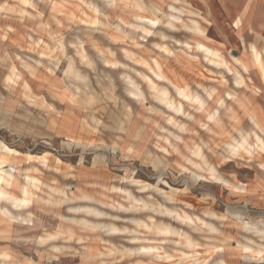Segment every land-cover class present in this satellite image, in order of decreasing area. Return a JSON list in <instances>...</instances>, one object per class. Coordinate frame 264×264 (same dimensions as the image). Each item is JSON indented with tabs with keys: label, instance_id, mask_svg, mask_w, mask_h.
Returning <instances> with one entry per match:
<instances>
[{
	"label": "rangeland",
	"instance_id": "rangeland-1",
	"mask_svg": "<svg viewBox=\"0 0 264 264\" xmlns=\"http://www.w3.org/2000/svg\"><path fill=\"white\" fill-rule=\"evenodd\" d=\"M257 1L227 0L219 4L215 0H209L208 4H204L205 9L199 10L198 3L188 9L211 21V25L203 22L208 37L205 41L208 45L219 49L230 60L231 53L240 55L243 50L241 37L246 44L251 42L258 49H264V32L257 24L260 15L259 13L254 14ZM1 5H4L6 9L0 12V140L20 152L35 154L31 156V161H37L43 165L49 161L50 163L46 166L47 169H50L49 173H46L47 178L55 176L53 170L57 172L55 181L57 185L37 188L38 179L36 177L43 175L37 169L30 170L32 176L35 177H31L34 185L28 191L33 197L41 195L48 199L53 196L57 200V210L54 211L57 217L36 218L29 232H25L26 228H24V232L22 230L15 234L17 238L14 242L15 264L17 262V264H28V261L32 260L35 264H202L203 262L184 260L179 254L171 253L169 248L172 240L168 237L169 235L163 236L154 229L145 228V226L163 225L164 223L183 228L203 247L218 249L226 246L231 247L227 252L226 250L225 253L223 252V255L229 256L226 257L228 264L262 263L264 239L257 232L254 233L252 229L247 231L240 227V223L246 225L247 221H251L255 224L264 220V130L257 125V120L250 117L251 112H254L258 121L264 126V84L257 72L253 70L250 75L243 74V76L247 84L250 85V81L247 79L249 76L252 79L251 83L258 86L260 92L254 93L250 88L248 90L237 89L233 84L232 76L228 75L226 71L206 63L200 53L194 50L187 51L177 44L176 40L200 38L185 31L180 25L175 31L167 30L161 26L154 28L152 35L138 31L131 25H122V36L125 38L123 41L115 44L103 43L109 45L110 51L113 53L111 56L108 51L103 50L109 58L125 64V66L113 69L117 73L111 74L113 80L104 89L106 94L114 93L109 100L116 104L112 105L107 101L106 104L100 105L101 101L94 99L95 117L100 120L82 122L81 132L77 137L31 138L21 136L24 132L23 129L28 125L25 120L28 118L25 108L27 105L19 106L16 114L11 116L13 118L12 128L3 121L7 118L5 114L7 93L3 77L9 73L10 62H13L17 69L23 71L24 67L20 59L17 58L19 56L30 65V69L45 67L56 74L58 67L69 58L73 59L75 66H102L103 63L100 56L94 52L90 53L93 56L91 64L81 60L77 55V50L82 43L66 41L57 43V0L52 1L51 10L42 2L36 3V8L43 12L42 21L21 17L18 10L30 9V7L23 5L19 0H0ZM225 6L229 8L226 9ZM251 14L254 17L253 19L250 17L249 21H252L253 24H247V18ZM238 17L242 24L236 28L234 22ZM183 18L185 19L186 16ZM162 20L166 21V18L162 17ZM77 29L80 27L72 26L67 27V30L63 29V31L68 34H79ZM157 29L164 31L168 37L162 39L155 33ZM108 30L110 33L116 32L121 35L112 25H109ZM28 34H32L35 39L40 37L48 43L49 47L46 48L42 43L34 51H30L27 47ZM4 37L8 38L7 42L1 40ZM140 37L146 40H140ZM135 42L140 43L141 46L137 47ZM154 42L167 45L175 51V54L197 55L196 58L189 57V60L193 62L194 72L189 73V76L180 84L189 85L192 92L200 93L202 100L203 97L207 99L206 94L210 95L214 88L216 95L212 97V101L209 100L208 103H205L203 100V105L207 109H211L214 103L220 97H224L227 91L237 92L238 99L227 101L225 109L219 116L215 117L214 114H210L206 123L201 125L202 128L210 130L209 133L201 129L198 123L205 114L200 117L195 114L197 116L195 121H188L185 115L167 109L157 98H154L155 96L147 84L134 70L147 72L146 68L137 65L123 51V48L134 51L137 58L140 57L151 65L153 57L163 61L165 65L167 60L164 61L165 56L158 48L154 47ZM7 43L9 44L8 48L6 47ZM63 44L64 50H62ZM59 45L62 48H57ZM3 57L6 59L3 60ZM242 61L246 62L248 67L257 68L262 65L256 51L252 53L251 58L242 59ZM118 73L127 74L135 80L144 93L142 102H135L136 104L133 105V101L128 98L127 94V96L121 97L126 89V83L123 78H118ZM163 73L165 74L164 70ZM165 76L168 78L166 74ZM221 76H224L226 81H221ZM157 83L160 87L167 88L169 96L176 102H182L184 113L198 111L193 109V103L189 104L179 98L170 83L166 81ZM202 86L204 87L202 88ZM115 94L117 95L115 96ZM19 98L20 96L15 95L13 99L16 101ZM127 108L131 110L130 115L127 114ZM124 110L123 121L101 120L106 113V118L122 117L119 113H123ZM169 117L184 122L187 131L181 132L172 127L167 121ZM130 118L131 120H129ZM121 124L126 125L127 132L119 129ZM170 132L181 135L182 141L175 139ZM135 134L136 136H134ZM67 138L77 140L79 144L82 143V146H66ZM166 138L178 146V151L168 146ZM234 141L235 147L232 150H227L226 143ZM115 142L117 147L113 149L112 146ZM157 145L165 146L169 152L161 151ZM199 150H202L207 159L206 168L203 165L201 171L194 165L195 162H201L196 155ZM156 156L162 160L160 166H155ZM30 173L27 175H31ZM193 173L200 174V177L195 178ZM122 177L138 178L150 184H157L158 188L170 192L172 199L167 200L155 189L140 192L135 186H130L127 182L122 181ZM218 177L229 181L232 185H237L238 189L234 191L230 187L223 186L217 179ZM100 183L105 184L106 187L111 185L129 187L136 196H142L151 204H162L172 209L182 208L191 215L205 218L218 227L221 233L211 235L206 231L200 232L192 226L180 224L170 215L155 211L141 209L132 212L103 205L101 202L111 203L116 207L118 203L126 205L127 201L120 192L102 188ZM34 188L37 189L33 191ZM52 188L63 190L64 195L59 193L55 195ZM83 195L91 197L92 200L83 199ZM80 206L95 207L103 214H90L85 209H78ZM76 210L78 211L76 212ZM204 210L217 215L224 214L226 219L220 222L217 219L205 217ZM149 215H153L154 218ZM239 217L241 218L239 219ZM134 218L145 221L146 225L136 226L137 224L133 223ZM56 224L57 232H61L58 239H52L43 246L36 243L38 236L47 235L44 228ZM112 226L118 229L117 233H108L104 230V228ZM150 241L158 246L155 248L158 249L157 256L152 261H150V255L134 254L127 251L130 248L131 250L140 248L141 252L150 251ZM238 242L249 245L248 248H250L244 249L240 256H237L238 250L232 249ZM55 247L58 249L55 250ZM109 249H112L111 253H109ZM199 251L203 252L204 249ZM209 251L210 254L204 255V257H209L213 250ZM219 256L220 254L213 255L208 264Z\"/></svg>",
	"mask_w": 264,
	"mask_h": 264
},
{
	"label": "crops",
	"instance_id": "crops-1",
	"mask_svg": "<svg viewBox=\"0 0 264 264\" xmlns=\"http://www.w3.org/2000/svg\"><path fill=\"white\" fill-rule=\"evenodd\" d=\"M19 1L23 5L30 7V9L22 8L21 10H18V14L21 15V17L25 16L27 18L42 21L43 12L36 8V3L42 2L51 10V3L54 0ZM132 1L133 0H115L112 4H110L108 0H57V43H62L65 41L72 43H82V45H80L79 49L77 50V55L81 58V60L86 61L87 64H91V62L93 61V56L90 53L94 52L97 56H100L103 65L75 66L73 59L69 58L66 59L63 65L58 67V71L56 74L49 71L45 67H42L40 69L38 67L30 69V65L27 62L23 61L19 56H17V58L19 57L18 59L22 60H20V62L24 67L23 71L17 69L16 65L13 62H10L8 67L9 73L3 77V83L5 84V90L7 93V98L5 101V114L7 115V118L3 121L7 123L8 127H13V118L11 116H14V114H16L17 108L19 106L27 105L25 106V108L28 118H26L25 120H27L28 125L23 129L24 132L23 134H21V136L31 138H57L60 136L77 137L81 132L82 122L100 120L99 118L95 117L94 99H99L101 101L99 102L100 105L104 103L106 104L107 101L111 102L112 105L116 104L109 100L110 96L112 97L114 93L106 94L104 92V89L105 87L110 85V82L113 80L111 74L117 73L113 71V69L119 68L120 66H125V64L120 63L116 59L109 58L103 50L108 51L109 55L111 56L113 55V53L110 51V46L103 43L115 44L120 43L121 40L123 41L125 38L122 36V25H131L138 31H142L147 35H152L154 34V31L152 29L158 28L160 26L167 30H178L168 28L166 25H164L165 23L162 22L163 20H158L162 19L160 17H165L166 21L170 20L175 22L177 26L181 24L196 25L203 28L205 31L206 29L203 26V24L205 23L203 22L208 23V25L212 24L211 21H209L205 16L197 12L191 11L189 9L185 10L184 12H179L173 7L174 4L176 6H186L185 8H189L193 7V4L198 3L197 8L200 10L205 9L204 4H208L209 0H179L180 2H176L175 0H141L143 4L150 10H154L156 8L160 9L162 13L159 12L160 14H156L157 19L154 17L155 15H152L145 10L139 11L133 8ZM215 1L221 4L222 2H226L227 0ZM53 8L55 9L56 7L54 6ZM225 8L228 9L229 7L225 6ZM4 9H6V7H4V5H1L0 12ZM256 13H259L260 15L257 24L261 26V29L264 32V0L257 1V5L254 9V14ZM134 14H140L142 16H137ZM184 16H186L185 19L183 18ZM250 17L253 19L254 15L251 14V16H248L247 24H253L252 21H249ZM241 24L242 21L240 17H238L234 22V26L238 28ZM39 25L42 26V24ZM109 25H112L113 28L115 27L116 30L121 33V35H118L116 32L110 33V31L108 30ZM72 26L80 27V29H77L79 31V34H68L63 31V29L67 30V27ZM104 27H106V29H104ZM9 28L12 29V27ZM32 31L34 30L32 29ZM187 32L192 33L193 35L200 38H188L184 41L176 40L178 45H181L187 51L194 50L195 52L200 53L206 63L226 71L228 75L232 76L233 84L237 89L244 88L245 90H248V88H250L254 93L256 91H261L258 86L251 83L252 79L249 76L247 77V79H249L250 85H248L244 79L243 74L250 75V73L254 70L255 72H257L260 80L264 84V49H258V47L251 42L246 44L244 39L241 37V44L243 46L241 54L235 55L231 53L230 60H228L219 49L212 47L206 43L205 40L208 38L207 33L201 35L190 31ZM155 33L158 34L162 39H166L168 37L167 34L161 29H157ZM139 39L143 41L146 40L142 37H140ZM1 40L7 42L8 38L4 37V39ZM28 40L29 43L27 47L30 51H34V49L42 45V43H44V46L46 48L49 47L48 43H46L40 37H37L35 39L32 34H28ZM135 43L137 47L141 46L140 43ZM195 43L198 44L197 48L195 47ZM8 45L9 44L7 43V48ZM153 45L154 47L158 48L165 56L164 61L167 60V63L165 65L163 61H160L159 59L154 57L151 60V65L146 60L140 57L137 58L134 51L126 48H123V51L125 55L133 59V61L137 65L146 68L147 72H141L137 69L134 70L147 84L149 90L153 93L154 96V89L162 88L157 82L166 81L161 75L162 70H164L165 74L173 83L181 85L177 90H175L177 96L190 104L191 100L189 97V93L194 92L191 91L189 85L180 83H182V81H184L186 77L189 76V73L194 72L193 62L189 60V57L196 58L197 55L185 56L183 54H175V51L169 48L167 45L159 44L158 42H154ZM62 46L59 45L57 46V48L59 47L64 50V44ZM254 51H256L261 59V66L257 68L248 67L239 60V58L248 60L252 57V53ZM5 59L6 58L3 57V60ZM24 64H26V66H24ZM118 75V78H123L125 83L126 77H129L134 82L136 89L141 93L139 96L135 93H131L134 88L126 83V89L123 91L124 93L121 97H124L127 94L128 98L133 101V105L136 104L135 102H142L144 93L135 82V80H133V78L127 74L121 75V73H118ZM236 80H239L240 84H237ZM221 81H226L224 76H221ZM212 89L213 92L210 95H207L205 93L207 99L202 95L205 103H208L209 100L212 101V97L216 95V91L214 90V88ZM15 95L20 96V98L16 101H14L13 99ZM116 95L117 94H115V96ZM236 99H238L237 92L227 91L224 97H220L218 101L214 103V106L212 107L210 113L208 115L202 116L203 118L201 117L202 119H200V121L198 122L200 128L209 133L210 130L202 128L201 125L206 123L210 114H214L215 117L219 116L221 111L225 109L227 101H233ZM24 100L28 103H25ZM164 105L167 109L184 115L183 112L185 111L182 102H176L173 98L170 97L168 103ZM195 113H197L198 117L201 116V112L196 111L194 113H191L192 120L185 115L186 119H188V121H195V118H197ZM106 114H104V117L101 118L102 121H123L125 110L123 113H119V115L121 114L122 117L118 118H106ZM127 114H131L130 108H127ZM129 120H131V118ZM167 121L172 127L176 128L177 130L181 132L187 131L184 122L182 123V121H179L173 117H169ZM119 129L123 132H127L126 125L124 124H121ZM170 134L175 139L182 141L181 135L174 132H170ZM134 136H136V134ZM66 140L67 141L65 142V144L68 147L72 145L82 146V143L79 144L77 140H74L72 138H67ZM165 141L173 150L178 147L177 145L169 142L168 138H166ZM0 142L9 147L2 140H0ZM112 147L113 149H115L117 147V143L115 142ZM157 147L163 152H169L168 148L163 145H157ZM9 148L14 149L12 147ZM14 150L18 152L15 155L4 150L0 151V157H4L7 160L6 163L0 165V191H2V196L0 198V212L3 213V215L0 213V264H15L14 261L16 260V256L14 252V242L17 239L15 237V234L22 232V230L24 232V228H26L25 232H29L30 227L34 225L36 218L45 219L46 217L51 218V216H54L53 218L57 217V215L54 214V211L57 210V200L54 199L53 196L51 198H48L50 199L48 201V199H46V196L43 197L41 195H35V197H30L29 195H27V191L34 185L31 177L35 176H32V174L30 173L31 169H37L41 171V174L43 175L41 177H36L38 179V182L36 183L37 188L39 186L45 187L53 186V184L57 185L55 182L57 180V172L53 170V175L55 176L47 178L46 173H49L50 169H47L46 166H48V164L50 163L49 161H47V164L43 165L42 163H39L37 161H31V156L35 154L20 152L17 149ZM154 162L156 163L155 166H160L162 164V160L157 156L154 159ZM53 164H55V161H53ZM10 166L12 167V169ZM6 170L9 172H7ZM6 172L8 174L10 173L12 175V178L9 177ZM27 173H30L31 175H27ZM5 175L7 178L5 177ZM4 179L9 180V182L11 183H6ZM121 180L127 182L130 186H135L140 192L151 189L149 186L153 185L147 181L132 177H122ZM100 185L102 188L108 190H116L126 198V205L118 203L115 207L111 203L106 204L109 207L132 212L142 209V205L145 199L142 196H136L129 187H120L117 185L106 187L103 183H100ZM37 188H34L32 190L34 191ZM55 190H57V193L53 192L55 195H57L58 193L62 194L63 190ZM88 197L89 196L87 195L82 196L83 199L91 201V197ZM203 213L205 217L207 216L217 220H219L220 217V222L226 219V216L224 214H220L222 215L220 216L208 210H204ZM210 213L215 214L216 216H212ZM149 216L154 218L153 215ZM170 216L173 219L175 218L174 220H176L180 224L192 226L200 232L206 231L211 235L217 234L219 232L221 233V230L218 227L207 221L205 218L197 215H191L182 208H173ZM178 219L181 221H179ZM250 222L251 221H247L246 226H249L252 231L255 230L254 232H264V220L259 221V223L256 222L255 224L253 222ZM209 224H211L215 228V230L209 229ZM173 227L175 229H173ZM145 228L151 230L154 227L145 226ZM170 228L172 229V231H174L173 234L168 236L172 240L170 244L171 253L174 252V254H179L184 260L203 262L202 264H208L211 261L213 255L220 254V256L210 264H228L226 261V257L229 256L227 254L223 255V252L225 253V248L218 249L215 247H203L201 244L196 242L192 238V236L183 228L173 225L170 226ZM44 229L46 234H56L57 224ZM155 246L156 245H154L153 241L149 242L150 253H152L150 254V261H152L153 258L157 256L158 249L155 248H158V246ZM201 249H204V251L200 252L199 250ZM211 249L213 251L211 255L207 257L210 254L209 250ZM245 249L248 250L249 248ZM193 255H195V257H192ZM204 255L207 256L204 257ZM261 262V264H264V259H262Z\"/></svg>",
	"mask_w": 264,
	"mask_h": 264
},
{
	"label": "bare ground",
	"instance_id": "bare-ground-1",
	"mask_svg": "<svg viewBox=\"0 0 264 264\" xmlns=\"http://www.w3.org/2000/svg\"><path fill=\"white\" fill-rule=\"evenodd\" d=\"M23 1H25V0H23ZM109 1V3L110 4H112L115 0H108ZM176 2H180L179 0H175ZM182 3H185V2H182ZM3 4V3H2ZM181 4V3H180ZM132 7L133 8H135V9H137V10H142V11H147V12H149L150 14H152V15H155L154 17L156 18L157 16H156V14H158L159 12H161L160 11V9L158 8H156V9H154V10H150L147 6H145L144 4H143V2L141 1V0H133L132 1ZM173 7H174V9H177L179 12H184L185 10H187L188 8H185V7H180V6H176V5H174L173 4ZM188 7V6H187ZM162 13V12H161ZM160 14V13H159ZM134 15H137V16H142V15H140V14H134ZM162 15V14H161ZM27 16V15H26ZM25 17V16H24ZM160 18H162V17H160ZM157 19V18H156ZM159 21H162V19L160 20V19H158ZM163 23H165L164 25H166L168 28H170V29H178V26L176 25V23L175 22H173V21H162ZM183 29H185V30H187V31H190V32H193V33H196V34H201V35H204L205 33H206V31L203 29V28H201V27H198V26H196V25H186V24H181L180 25ZM104 32V31H103ZM196 42V41H195ZM199 43V42H198ZM195 47L197 48L198 47V44L197 43H195ZM19 58V57H18ZM21 60V59H20ZM239 60L241 61V62H243L245 65H247V63L246 62H244V61H242V59L241 58H239ZM22 61V60H21ZM23 63H25V62H23ZM154 65V64H153ZM24 66H26V64H24ZM248 66V65H247ZM161 75L163 76V78L167 81V82H169L172 86H173V88H174V90H177L180 86L178 85V84H176V83H173L169 78H167L166 76H165V74L163 73V70H162V72H161ZM243 82V81H242ZM126 83L127 84H129V85H131L134 89H133V91H131V93H135V94H137L138 96L141 94L140 93V91L139 90H137L136 89V86H135V84H134V82L129 78V77H126ZM236 83L237 84H240V81L239 80H236ZM243 86H244V84H243ZM131 87V88H132ZM204 86H202V88H203ZM130 88V87H129ZM155 91V97L154 98H157L162 104H167L168 103V100H169V98H170V96H169V93H168V91L169 90H167V88H165V87H162V88H159V89H154ZM136 95V96H137ZM200 95H199V93L198 92H194V93H189V97H190V100H191V103H193L194 105H193V109H195V110H198V111H200L201 112V115H203V114H205V115H208L209 113H210V111H211V109H207L204 105H203V100L199 97ZM144 99V97H142V100ZM218 101V100H217ZM216 101V102H217ZM150 106V105H149ZM153 109V108H152ZM160 112V111H159ZM184 113V112H183ZM199 113V112H198ZM195 114H197V113H195ZM184 115H186V116H188L189 118H191V120H192V114L190 113V112H188V113H184ZM251 116V119H255V120H257L256 122H257V125L262 129V130H264V126H263V124L260 122V121H258L259 119H257V116L255 115V113L254 112H251V114H250ZM196 119V118H195ZM188 120V119H187ZM218 120H219V118H218ZM250 120V119H249ZM190 121V120H189ZM183 123V122H182ZM181 123V124H182ZM186 125V124H185ZM242 133V132H241ZM244 133V132H243ZM240 134V133H239ZM241 137H242V135H241ZM242 139V138H241ZM235 140V139H234ZM234 143H235V141L233 142V143H226V149L227 150H232V148L233 147H235L234 146ZM246 144V143H245ZM239 148V147H238ZM1 150H4V151H7V152H9V153H13L14 155L15 154H17L18 152L16 151V150H14V149H11V148H9V147H7L6 145H4L2 142H0V151ZM175 151H178V147L177 148H175L174 149ZM235 150V149H234ZM237 150H239V149H237ZM196 155H197V157L200 159V163H197V162H195L194 163V165H195V167L197 168V169H199L200 171L203 169V165H205V168H206V165H207V159H206V157H205V155L203 154V152H202V150H199L198 152H196ZM237 155V154H236ZM16 157V156H15ZM96 161V160H95ZM7 162V160L4 158V157H0V165H2V164H4V163H6ZM58 162H60V161H58ZM61 163V162H60ZM209 164V163H208ZM8 165H10V164H8ZM12 165V164H11ZM15 166V165H14ZM11 167V166H10ZM9 167V168H10ZM11 169H12V167H11ZM10 169V170H11ZM55 169V168H54ZM9 170V169H8ZM7 171V170H6ZM7 172H9V171H7ZM6 172V174L9 176V177H11L12 175L9 173H7ZM202 173V172H201ZM195 178H197V177H200V174H195V173H193L192 174ZM219 175V174H218ZM5 177H6V175H5ZM7 178V177H6ZM12 178V177H11ZM219 181H221V183H222V185L223 186H227V187H230V188H232L234 191L235 190H237L238 189V186L237 185H232L231 183H229V181H227V180H224V179H221L220 177H218L217 178ZM5 180V179H4ZM12 180V179H11ZM6 181V183H11V182H9V180H5ZM5 181H4V183H5ZM220 184V183H219ZM54 185V184H53ZM7 187H10V186H7ZM6 187V188H7ZM55 187V186H54ZM151 189H155L156 191H158L159 193H161L167 200H171L172 199V194L170 193V192H166V191H164L163 189H161V188H158L157 187V184H153V185H151V186H149ZM21 189V188H20ZM53 189V191L54 192H56L57 193V190H55L54 188H52ZM1 190V189H0ZM4 192V191H3ZM1 193H2V191H0V198H1ZM48 194V193H47ZM62 194L64 195V191H62ZM27 195H29L30 197H33L31 194H30V191H27ZM49 195V194H48ZM150 196V195H149ZM25 197H26V195H25ZM66 197V196H65ZM85 197V196H84ZM89 198V197H88ZM153 198V197H152ZM50 199H48V201H49ZM103 205H106V203H103V202H101ZM77 205V204H76ZM72 208V207H71ZM77 209V208H76ZM78 209H85L88 213H90V214H103L102 212H101V210L99 211L97 208H95V207H79ZM70 210V209H69ZM75 210V209H74ZM142 210H153V212L155 211V212H161L162 214L163 213H166L167 215H170L171 213H172V209H170L169 207H167V206H164V205H162V204H157V205H155L154 203L153 204H151L150 203V201H147V200H145L144 201V203H143V205H142ZM78 210H76V212H77ZM80 211V210H79ZM174 211V210H173ZM75 212V211H74ZM1 213V212H0ZM2 215H3V213H1ZM73 214V213H72ZM211 214V213H210ZM71 215V214H70ZM212 216H216L215 214H211ZM235 215V214H234ZM96 216V215H95ZM100 216V215H99ZM220 216H222V215H220ZM65 218V217H64ZM241 217H239V219H240ZM9 219V218H8ZM175 219V218H174ZM9 220H11V219H9ZM179 220V219H178ZM219 220H220V217H219ZM12 221V220H11ZM179 221H181V220H179ZM221 221V220H220ZM238 221V220H237ZM136 223L137 225L136 226H145L146 224H145V221H141L140 219H135L134 218V220H133V223ZM84 223V222H83ZM240 223V222H239ZM169 224V223H168ZM207 224V223H206ZM240 227L241 228H243L244 230H247V231H249V230H251V228L249 227V226H246V225H243L242 223H240ZM154 226V230L157 232V233H159V234H162L163 236H168V235H170V234H173V232L174 231H172V229L170 228V226L169 225H167V224H163V225H159V224H154L153 225ZM172 226V225H171ZM209 226V229H211V230H215V228L211 225V224H209L208 225ZM173 229H175L174 227H173ZM104 230H106L108 233H117L118 232V229L116 228V227H106V228H104ZM131 230H132V228H131ZM209 231V230H208ZM218 231H219V229H218ZM217 231V232H218ZM255 231V230H254ZM255 233V232H254ZM257 233L264 239V232H261V231H257ZM60 234H61V232L60 231H58L56 234H47L46 236H43L42 234V236H39L38 237V239H37V243L39 244V245H43V244H45V243H47V241H49V240H51V239H55V238H57L58 239V237L60 236ZM45 235V234H44ZM64 236V235H63ZM37 237V236H36ZM70 237V236H69ZM225 237V236H224ZM228 238V237H227ZM131 239V238H130ZM136 239V238H135ZM168 239V238H167ZM171 239V238H170ZM65 240V239H64ZM79 241V240H78ZM102 241V240H101ZM138 241H140V240H138ZM169 241V240H168ZM52 242V241H51ZM169 243H170V241H169ZM173 243V242H172ZM245 244H247V243H245ZM85 245V244H84ZM250 245H251V243H250ZM262 246V245H261ZM67 247V246H66ZM245 247H249V245H244V244H242V242L241 243H236L233 247H232V249L233 250H238L239 251V253H238V255L237 256H240L241 255V253L244 251V249H245ZM255 247V246H254ZM264 247V246H263ZM85 248V247H84ZM121 248V247H120ZM253 248V247H252ZM256 248H257V246H256ZM261 248V247H260ZM56 249H58L57 247H55V250ZM164 249H166V248H164ZM170 249V248H169ZM231 249V247H229V246H226L225 247V250H226V252H227V250H230ZM250 249V248H249ZM54 250V249H53ZM121 250V249H120ZM168 250V249H167ZM262 250V249H261ZM128 252H130V253H143V254H147V255H150V254H152V253H150V251H143V252H141V250H140V248H137L136 250L134 249V250H131V248H130V250H127ZM112 252V249H109V253H111ZM113 252H115V251H113ZM102 255H104V253H101ZM101 254H100V256H101ZM54 255V254H53ZM62 256V255H61ZM108 256V255H107ZM237 256H234V257H237ZM113 257V256H112ZM149 257V256H148ZM11 258V257H10ZM108 258H109V256H108ZM31 260V259H30ZM33 261V260H32ZM32 261H28V264H35L34 263V261L32 262ZM149 261V260H148ZM101 262V261H100ZM146 262V261H145ZM18 263V262H17ZM16 263V264H17ZM102 263V262H101ZM103 264V263H102ZM150 264V263H149Z\"/></svg>",
	"mask_w": 264,
	"mask_h": 264
}]
</instances>
